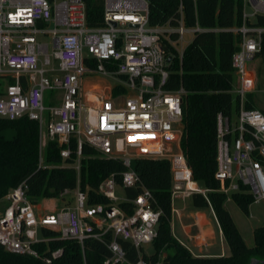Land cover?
Returning <instances> with one entry per match:
<instances>
[{"label": "built area", "instance_id": "2783aa9c", "mask_svg": "<svg viewBox=\"0 0 264 264\" xmlns=\"http://www.w3.org/2000/svg\"><path fill=\"white\" fill-rule=\"evenodd\" d=\"M101 2L104 24L90 27L85 0H0V118L25 115L37 122L39 167H46L41 147L49 140L63 145L62 159L70 156L75 141L72 167L77 174L84 144L124 166L119 182L111 174L95 190L107 202H89L78 178L74 189L57 197L63 206L51 212L36 213L27 196L28 181L23 180L0 200V245L8 252L38 257L37 246L51 239L42 230L51 229L81 248L90 238L103 243L109 256L102 264H153L141 255L147 254L145 245L153 244L161 211L155 208L153 193L140 184L133 161L168 160L171 201L196 193L207 197L211 191L193 179L180 146L186 91L167 87L171 60L177 56L182 61L185 35L193 37L202 29L184 24L181 7L176 25L151 26L148 0ZM248 2L253 11H245L244 0L242 23L231 28L240 36L231 60L238 76L239 109L234 122L217 117L215 178L220 181L217 191L226 196L245 187L258 201L264 199V113L245 108L244 102L255 88L247 62L260 50L264 26L253 21L256 14L264 15V0ZM87 77L114 82L105 91L99 83L88 84ZM47 92L55 93V102H47ZM138 186L135 197L126 196V188ZM121 241L137 251L136 262L127 260ZM60 253L57 249L52 256Z\"/></svg>", "mask_w": 264, "mask_h": 264}, {"label": "trees", "instance_id": "16d2710c", "mask_svg": "<svg viewBox=\"0 0 264 264\" xmlns=\"http://www.w3.org/2000/svg\"><path fill=\"white\" fill-rule=\"evenodd\" d=\"M87 25L99 27L103 22L101 0H85ZM244 0H148V19L151 26L169 22L177 24L181 7L184 24L198 25L196 32L183 51L182 61L175 56L171 60L170 79L167 87H183L186 91L182 102V134L180 146L184 152L193 179L211 191L207 197L193 194L191 203L196 208L211 207L229 247V255L195 256L171 233V176L166 159L137 158L133 168L138 173L140 184L149 189L155 198V208L160 210L157 235L153 241V252L141 257L153 264H250L251 260L264 261V225L254 228L253 246H248L241 236L231 214L224 206L226 195L217 191L220 181L215 178L217 152V117L231 118L233 110L232 55L237 50L240 36L231 31L242 23ZM254 25L264 26V15L256 14ZM171 37L174 39L175 34ZM165 45H170L164 42ZM174 51V49L172 48ZM175 52V51H174ZM256 56L264 57V33ZM247 109L255 108L252 92L245 98ZM239 109V97L235 95V110ZM264 112V110L262 111ZM6 129L13 131L4 137ZM38 124L27 116L9 120L0 118V200L23 180L28 181L27 196L32 202L38 198H57L65 189H74L79 178V187L86 190L91 203H105L107 199L96 194L102 180L111 174L121 180L118 173L124 170L119 159L100 157L89 145L82 146L80 170L77 174L72 164L76 160V144L71 140V154L62 159L63 145L49 140L45 146L44 162L39 167ZM140 191L126 188L127 197H135ZM234 202L244 213L254 202L253 195L241 187L232 193ZM127 205V203H122ZM129 207V205L127 206ZM51 239L37 246L39 256L33 257L6 251L0 245V264H102L109 256L106 246L95 239H86L83 248L73 240L61 239L51 229H43ZM106 240L111 238L106 235ZM126 258L136 262L137 251L127 242L121 241ZM61 249L58 256L52 252ZM164 252L163 258H160Z\"/></svg>", "mask_w": 264, "mask_h": 264}, {"label": "rangeland", "instance_id": "374dc122", "mask_svg": "<svg viewBox=\"0 0 264 264\" xmlns=\"http://www.w3.org/2000/svg\"><path fill=\"white\" fill-rule=\"evenodd\" d=\"M245 11L247 13H251L253 11L252 5L248 2V0H245ZM50 27V26H48ZM38 40L40 41H47V38H45L43 35H38ZM191 35H185L184 42L182 43L183 47H186L187 44L191 40ZM247 71L253 76L255 80V88L252 91V100L255 104V108L259 109L261 111L264 110V57L262 56H256L253 60L247 62ZM234 77V83H233V110L231 113V122H234L236 120L237 112L235 110V89L238 85V76L236 73H233ZM87 83L89 84L91 82L99 83L102 89H108L111 84H113V79H98V78H88L87 77ZM105 90V91H106ZM55 93H46L45 99L47 102H55ZM57 96V95H56ZM246 98V95H245ZM264 113V112H263ZM4 137H11L13 135V131L10 129H6L2 132ZM43 155L45 154V146L43 145L41 147ZM117 194L119 196H123V192L121 190H118ZM173 204L178 206L181 203H183L181 199L173 198L172 199ZM185 202L188 201V199L184 200ZM53 206L56 205L58 208L63 206V202H60L57 199H49V198H38L34 202L35 211L36 213L41 212L45 206ZM114 205H117L114 203ZM224 206L231 214L234 222L236 223L238 230L243 237L245 243L248 246H253L254 244V238H253V230L256 227L264 225V199L254 201L249 205L248 213H244L240 207L234 202L231 193L228 194L224 200ZM218 248V246H217ZM154 248L152 244H147L144 246V251L147 254H151L153 252ZM204 252H206L204 250ZM229 253V248H228ZM163 255V252L161 253ZM161 258V257H160ZM262 264V263H258Z\"/></svg>", "mask_w": 264, "mask_h": 264}, {"label": "crops", "instance_id": "0c3cea01", "mask_svg": "<svg viewBox=\"0 0 264 264\" xmlns=\"http://www.w3.org/2000/svg\"><path fill=\"white\" fill-rule=\"evenodd\" d=\"M49 199L59 200L58 198ZM184 200L178 206L174 205L173 201H171L170 227L174 238L195 256L212 257L229 255V247L213 209L211 207L196 208L192 205L190 198L186 202ZM57 208L56 205H48L41 209L42 211L39 213L51 212ZM164 255L165 253L163 252V255L160 257L163 258Z\"/></svg>", "mask_w": 264, "mask_h": 264}, {"label": "water", "instance_id": "95a60500", "mask_svg": "<svg viewBox=\"0 0 264 264\" xmlns=\"http://www.w3.org/2000/svg\"><path fill=\"white\" fill-rule=\"evenodd\" d=\"M113 25H114V23H113ZM168 61H169V58H168ZM258 263H262V264H264V261H259V260H257V259H253V260H251V262H250V264H258Z\"/></svg>", "mask_w": 264, "mask_h": 264}]
</instances>
